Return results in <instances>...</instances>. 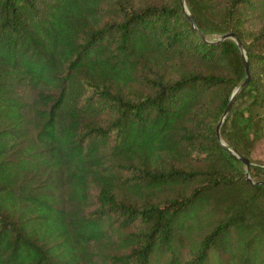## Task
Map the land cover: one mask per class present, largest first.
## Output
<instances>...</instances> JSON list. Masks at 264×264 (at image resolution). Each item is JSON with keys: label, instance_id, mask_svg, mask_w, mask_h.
I'll use <instances>...</instances> for the list:
<instances>
[{"label": "trees", "instance_id": "trees-1", "mask_svg": "<svg viewBox=\"0 0 264 264\" xmlns=\"http://www.w3.org/2000/svg\"><path fill=\"white\" fill-rule=\"evenodd\" d=\"M0 0V264H264V0Z\"/></svg>", "mask_w": 264, "mask_h": 264}, {"label": "water", "instance_id": "water-1", "mask_svg": "<svg viewBox=\"0 0 264 264\" xmlns=\"http://www.w3.org/2000/svg\"><path fill=\"white\" fill-rule=\"evenodd\" d=\"M180 1H181L183 9L186 12V15L188 16L191 24L197 30L199 35L206 40V37H205L204 33L198 28V26H197V24H196V22H195V20H194V18L192 16L191 12L188 10V7L186 5V0H180ZM228 38H231V39L235 40V42L237 43L238 47L240 48V50L242 52L243 59H244V64H245V69H246L247 76H246L245 80L239 86H237V88H235V90L233 91L232 96H231V98L229 100V103H228L226 109L224 110L223 114L221 115L220 120H219L218 127H217V136H218V139H219L220 143L222 144V146L225 149H227L230 153H232L234 156H236L240 161H242L247 166V170H246V178H247V180H249L250 182L255 183V184H262V183H264L263 181H254L251 178L250 169H249L250 168V160L248 158L244 157V156H241L239 153H237L231 146H229L224 141V139L221 136V127H222L224 121L226 120L227 116L229 115V113H230V111H231V109H232V107H233L238 95L247 86V84L251 80V70H250V64H249V61H248L246 50H245L241 40L236 35V33L229 32V33L222 34V35L219 36V38L217 40L210 41V42L215 43V42L222 41V40H225V39H228Z\"/></svg>", "mask_w": 264, "mask_h": 264}, {"label": "rangeland", "instance_id": "rangeland-1", "mask_svg": "<svg viewBox=\"0 0 264 264\" xmlns=\"http://www.w3.org/2000/svg\"><path fill=\"white\" fill-rule=\"evenodd\" d=\"M219 38V36H214V40H217Z\"/></svg>", "mask_w": 264, "mask_h": 264}]
</instances>
